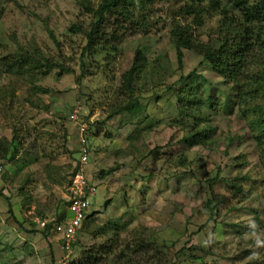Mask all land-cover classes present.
<instances>
[{
  "label": "rangeland",
  "instance_id": "rangeland-1",
  "mask_svg": "<svg viewBox=\"0 0 264 264\" xmlns=\"http://www.w3.org/2000/svg\"><path fill=\"white\" fill-rule=\"evenodd\" d=\"M217 1L239 18L231 0ZM99 2L0 0V264H67L115 236L148 243L157 264H264V138L255 144L253 116L238 111L264 106V86L243 94L254 89L244 77L264 71V28L233 89L198 54L177 59L176 26L216 45L223 18L206 4L195 21L174 16L185 0H149L130 20L106 17L85 48L93 17L80 3ZM135 51L144 66L127 89ZM80 125L95 193L65 260L58 236L31 218L64 211Z\"/></svg>",
  "mask_w": 264,
  "mask_h": 264
},
{
  "label": "trees",
  "instance_id": "trees-1",
  "mask_svg": "<svg viewBox=\"0 0 264 264\" xmlns=\"http://www.w3.org/2000/svg\"><path fill=\"white\" fill-rule=\"evenodd\" d=\"M231 2L233 5L238 6L236 7L239 14L238 19L232 16L227 17L217 0H185L183 5L178 7L174 15L176 18L180 17L186 20L193 18L196 21L205 12V8L211 13L216 12L221 15L223 20L219 22V33L217 35L219 39L215 46H210L209 44L202 45L192 41L187 35L186 25H183V27L176 26L171 34L174 38V47L178 61L181 58V49L192 51L198 54L211 71L222 78L223 82H231L232 88L236 89L238 88V79L243 74V71L247 70L248 64L250 65L251 49L254 48L255 44L262 42L260 34L262 28H264V0H257L255 4L250 6H247L243 0H231ZM147 3H149V0H100L94 10L80 3L85 11L91 13L93 17V22L90 23L88 31L84 33L86 40L85 48L94 47L97 39H99V35L102 33L101 28L106 21V17L115 16L124 20H130L134 10H142L148 5ZM203 3L207 7L204 8ZM251 25L254 26L250 27ZM71 29L78 30L76 27H71ZM143 66L144 58L142 54L139 51H135L130 69L122 76L124 87L130 89L132 79ZM247 78L254 89L245 91L243 94L245 93V95L247 94V96L252 97L255 91L263 89L264 71L250 73L248 77H244L245 80ZM238 94L235 91V98H239ZM229 100L230 98L226 101L228 102ZM233 106L234 103L229 107L233 108ZM238 111L243 116L246 112L253 116L254 120L250 122L249 127L251 130L255 129L257 135L255 134L254 142L259 145V139L264 138V106L260 104L244 106V109H238ZM187 113L184 112V116H187ZM197 136L196 133L190 134L184 140H187L188 146H193L199 144L195 140ZM2 177L3 172L1 174ZM229 185L232 189H236V186L232 185V183ZM211 202L214 204L213 207L219 203L217 200L209 201L207 206L212 204ZM63 210L58 219L54 220L55 222L63 219L65 209ZM88 216L90 215H87L86 218ZM51 227V224H47L44 228L40 229L44 237L51 230ZM155 252V249L141 239L133 243H124L119 242L115 236L113 239H105L101 244L92 245L84 249L77 260H71L67 264H157L160 262L158 255L160 256L161 254L158 253L156 255ZM177 252H182V250Z\"/></svg>",
  "mask_w": 264,
  "mask_h": 264
},
{
  "label": "built area",
  "instance_id": "built-area-1",
  "mask_svg": "<svg viewBox=\"0 0 264 264\" xmlns=\"http://www.w3.org/2000/svg\"><path fill=\"white\" fill-rule=\"evenodd\" d=\"M75 114L76 112L74 111L70 116L71 121L76 120ZM84 130V125H80L78 159L70 174L69 182L63 195L64 209L68 215L65 214L59 222L31 218L33 223L38 225L40 229L44 228L47 224L52 225L50 231H53L58 236L59 250L64 254L63 259L65 260L71 251V247L75 243L77 232L88 214V198L92 197L95 193V187L88 181L85 173V166L88 162V150L82 135ZM2 172V165L0 163V178ZM28 214L31 215V213Z\"/></svg>",
  "mask_w": 264,
  "mask_h": 264
},
{
  "label": "crops",
  "instance_id": "crops-1",
  "mask_svg": "<svg viewBox=\"0 0 264 264\" xmlns=\"http://www.w3.org/2000/svg\"><path fill=\"white\" fill-rule=\"evenodd\" d=\"M59 249V248H58Z\"/></svg>",
  "mask_w": 264,
  "mask_h": 264
}]
</instances>
